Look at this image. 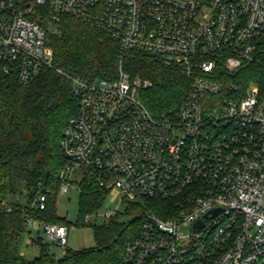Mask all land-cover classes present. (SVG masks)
<instances>
[{"label":"built area","instance_id":"2783aa9c","mask_svg":"<svg viewBox=\"0 0 264 264\" xmlns=\"http://www.w3.org/2000/svg\"><path fill=\"white\" fill-rule=\"evenodd\" d=\"M64 15L108 33L119 61L114 80L65 75L77 112L60 140L59 193L84 167L128 204L167 202L162 215L136 214L124 264H264V65L253 82L236 78L259 61L264 0H0V83L26 85L51 67L45 24ZM131 48L184 71L178 106L148 110L140 92L151 81L122 69ZM45 199L39 191L36 205ZM116 213L105 210L104 222ZM40 226L63 253L67 227Z\"/></svg>","mask_w":264,"mask_h":264},{"label":"trees","instance_id":"16d2710c","mask_svg":"<svg viewBox=\"0 0 264 264\" xmlns=\"http://www.w3.org/2000/svg\"><path fill=\"white\" fill-rule=\"evenodd\" d=\"M45 27V44L52 49L51 67L41 69L26 85L12 77L0 83V264H124V246L137 220L122 225L117 215L94 227V247H65L57 257L38 237L30 242L38 245L37 256L27 259L21 252L23 240L31 237L30 224H69L56 209L59 173L66 164L60 140L69 118L77 112L71 82L65 75L114 80L118 73V44L94 23L64 15ZM257 46V64L262 66L264 35ZM122 69L130 77L151 81L140 98L153 115L178 106L189 88L180 67L162 65L155 55L140 49L125 52ZM261 71L251 70L246 83L257 80ZM77 187L80 194L74 225L83 226L84 216L101 205L108 191L98 185L89 169ZM39 191L46 194L42 209L35 202ZM166 203L144 198L129 203L126 213L150 210L162 215L160 209Z\"/></svg>","mask_w":264,"mask_h":264},{"label":"rangeland","instance_id":"374dc122","mask_svg":"<svg viewBox=\"0 0 264 264\" xmlns=\"http://www.w3.org/2000/svg\"><path fill=\"white\" fill-rule=\"evenodd\" d=\"M47 25L48 23L45 24V26ZM257 63H254L250 67L248 66L249 68H244L238 72L236 74V78L246 82L251 70L255 73H259L261 66H259ZM84 172L85 168L82 167L75 168L70 174H68L67 176L71 181V186L65 193H59L56 200V209L58 214L64 216L69 221L65 247H68L72 250H82L95 246L93 229L95 226L104 224L103 214L105 210L116 209V218L122 225L130 223L136 218V214L126 213L128 203L119 200V193L116 190H113L112 192H108L106 194L101 205L96 210L87 213V221L85 222V225H74L78 215V200L80 194L77 183H79L84 177ZM164 207L165 206L162 205L160 209L161 213L164 212ZM136 225V223L133 225V230L135 229ZM29 229L31 230V237H26L21 245V252L25 258L31 259L38 255V245L30 244L31 238L36 240L38 237L42 238L43 244H45L47 250L50 253L57 257L62 255L61 248L44 236L40 225L34 222L30 224Z\"/></svg>","mask_w":264,"mask_h":264},{"label":"water","instance_id":"95a60500","mask_svg":"<svg viewBox=\"0 0 264 264\" xmlns=\"http://www.w3.org/2000/svg\"><path fill=\"white\" fill-rule=\"evenodd\" d=\"M218 211H219V209H214V210H213V215L216 214ZM201 226H202V222H201V221H196V222L194 223V227H195L196 229H200Z\"/></svg>","mask_w":264,"mask_h":264}]
</instances>
